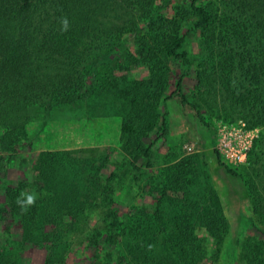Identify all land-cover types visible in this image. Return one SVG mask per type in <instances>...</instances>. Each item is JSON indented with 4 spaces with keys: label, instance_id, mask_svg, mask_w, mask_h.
Instances as JSON below:
<instances>
[{
    "label": "trees",
    "instance_id": "1",
    "mask_svg": "<svg viewBox=\"0 0 264 264\" xmlns=\"http://www.w3.org/2000/svg\"><path fill=\"white\" fill-rule=\"evenodd\" d=\"M191 33L201 36L196 74L214 104L251 127L264 126V0H0V155L17 149L36 116L46 118L55 106L75 105L89 96L113 95L126 105L122 149L133 161L150 157L153 144L145 139L159 119L158 104L174 61L185 68L176 93L191 103L182 82L194 65L186 49ZM126 37L135 50L125 49ZM132 64L147 67L149 76L131 78ZM162 124L167 127L166 117ZM262 155L249 184L254 212L264 221ZM191 162L192 157L182 158L167 171L170 184L183 193L171 231L164 218L158 222L142 208L124 221L122 204L114 198L117 183L102 179L105 163L68 150L38 155L37 180L29 191L37 194L34 205L22 211L17 204L18 197L24 199L21 193H28L26 183L6 188L7 204L23 223V242L50 243V263L64 260L67 236L80 229L88 211L102 207L105 214L91 240L96 246H119L117 256L110 253L117 264H208L197 226L220 244L229 222L220 206L192 199ZM241 256L247 264H264L263 250L251 242ZM0 264L18 260L2 251Z\"/></svg>",
    "mask_w": 264,
    "mask_h": 264
},
{
    "label": "rangeland",
    "instance_id": "2",
    "mask_svg": "<svg viewBox=\"0 0 264 264\" xmlns=\"http://www.w3.org/2000/svg\"><path fill=\"white\" fill-rule=\"evenodd\" d=\"M186 27L183 29L185 33ZM126 37V48L135 50L133 41ZM129 40V41H128ZM186 49L194 59L190 74L183 77V91L191 103H184L176 93L177 82L185 68L174 61L169 71L168 86L158 104L159 119L148 133L146 144H153L150 157L142 155L138 161L122 149L121 126L126 105L113 95H93L75 105L55 106L45 118L36 116L27 127V138L14 152L0 155V252L13 254L18 264H117L110 253L117 256L120 247L102 242L96 246L91 240L102 222L105 208L99 207L86 213L80 229L67 236L69 246L62 262H49L50 243L23 242V223L10 212L6 188L28 184V194L37 180L35 163L45 150H68L84 157H96L105 163L101 169L103 182L117 183L114 198L121 203L124 221L142 208L157 219L164 218L167 231H171L176 213L175 205L183 198L167 179L168 168L182 158L192 157L188 166V186L192 199L220 206L229 222L223 241L218 244L200 225L196 232L204 241L208 264H247L241 253L248 242L260 246L264 252V221L254 212L249 180L251 169L258 156L264 158V126L251 127L252 138L246 163L229 162L218 149L221 121L241 126L244 120L222 112L209 93V88L197 76L201 36L191 33L186 37ZM128 41V42H127ZM127 66L126 58L123 60ZM125 71H119L122 75ZM129 76L142 79L149 76L147 67L131 65ZM166 117L167 127L162 124ZM244 142V135L239 134ZM107 160H104L105 157ZM234 169L233 174L220 162ZM158 222L160 220L158 219ZM216 251L218 255L216 256Z\"/></svg>",
    "mask_w": 264,
    "mask_h": 264
},
{
    "label": "built area",
    "instance_id": "3",
    "mask_svg": "<svg viewBox=\"0 0 264 264\" xmlns=\"http://www.w3.org/2000/svg\"><path fill=\"white\" fill-rule=\"evenodd\" d=\"M251 130L247 129L246 122H242L241 126L235 123L221 121L219 128V152L227 157L229 162L235 164L246 163L248 160V150L252 142V138H247ZM244 135V142L238 139V135Z\"/></svg>",
    "mask_w": 264,
    "mask_h": 264
},
{
    "label": "clouds",
    "instance_id": "4",
    "mask_svg": "<svg viewBox=\"0 0 264 264\" xmlns=\"http://www.w3.org/2000/svg\"><path fill=\"white\" fill-rule=\"evenodd\" d=\"M62 25H63V30L67 29L68 26V21L66 18L62 20ZM21 196L24 197V199H20L19 197L17 198V204L20 206L22 211H27V209L35 204V201L37 199V194L36 193H21Z\"/></svg>",
    "mask_w": 264,
    "mask_h": 264
}]
</instances>
